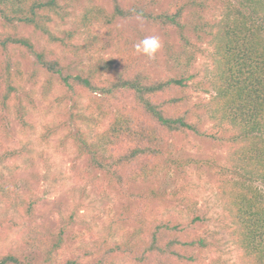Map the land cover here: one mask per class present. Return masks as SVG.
<instances>
[{
  "label": "trees",
  "instance_id": "1",
  "mask_svg": "<svg viewBox=\"0 0 264 264\" xmlns=\"http://www.w3.org/2000/svg\"><path fill=\"white\" fill-rule=\"evenodd\" d=\"M65 17L72 28L56 30ZM151 36L160 42L155 58L135 49ZM200 56L210 61L207 125L186 93L198 81ZM38 85L45 99L57 93L59 117L78 129L80 157L147 208L165 169L184 166L173 156L177 139L200 137L223 150L213 158L215 220L234 245L232 264H264V0H0V113L33 129ZM184 193L165 192L177 204L165 214L143 219L141 206L125 208L112 225L132 218L140 226L120 240H98L88 264H226L208 261L219 242L208 229L213 219L194 201L186 208L180 200H192ZM80 207L54 230L23 228L19 245L34 255L7 251L0 264H79L60 251ZM23 211L35 218L32 204Z\"/></svg>",
  "mask_w": 264,
  "mask_h": 264
},
{
  "label": "rangeland",
  "instance_id": "2",
  "mask_svg": "<svg viewBox=\"0 0 264 264\" xmlns=\"http://www.w3.org/2000/svg\"><path fill=\"white\" fill-rule=\"evenodd\" d=\"M73 25L72 17L56 19L53 23L56 30L72 28ZM67 55L70 59L76 58L72 52ZM89 59L84 53L82 60ZM209 64L207 57H198L195 62V69L200 71L198 81L186 92L188 104L195 106L201 114L209 97ZM56 95L54 92L49 99H45L41 87L36 86L37 107H30L28 115L33 124L30 130L22 128L14 115L0 113V236L6 233V224L11 219L16 221L7 233L8 238L0 240V254L14 250L20 254L34 255L35 249L19 245L20 231L31 226L54 230L67 213L81 206L73 229L66 235L60 258H72L79 264H88L95 260L94 256L87 258L98 240L104 237L110 241L120 240L140 226L132 218L123 225H112V220L125 208L133 210L141 206L140 216L143 219L165 214L177 206L176 201H168L165 192L182 188L192 201L183 198L180 202L187 208L194 201L201 209L208 210L213 219L208 229L217 232L219 242L216 250L207 253L208 261L234 262V245L215 220L220 212L215 197L219 174L214 169L216 163L213 158L222 156L223 150L200 137L177 139L173 156L181 159L184 166L165 169L160 181L155 183L159 187L157 194L149 195L153 199L147 208L145 203L131 200L120 193L111 185L112 181L105 172L80 157L76 141L78 129L66 116L59 117L54 101ZM205 122L207 125L206 119ZM90 128L93 133L98 130L93 124ZM132 190L137 192L141 188L132 187ZM143 190L150 193V185H145ZM28 204L34 207V219L23 213Z\"/></svg>",
  "mask_w": 264,
  "mask_h": 264
},
{
  "label": "clouds",
  "instance_id": "3",
  "mask_svg": "<svg viewBox=\"0 0 264 264\" xmlns=\"http://www.w3.org/2000/svg\"><path fill=\"white\" fill-rule=\"evenodd\" d=\"M159 48V38L155 36L146 37L135 45V49L138 53H142L150 58H155Z\"/></svg>",
  "mask_w": 264,
  "mask_h": 264
}]
</instances>
